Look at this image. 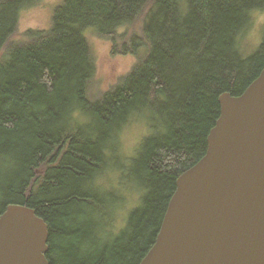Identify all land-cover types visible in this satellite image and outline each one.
Segmentation results:
<instances>
[{
	"label": "trees",
	"instance_id": "obj_1",
	"mask_svg": "<svg viewBox=\"0 0 264 264\" xmlns=\"http://www.w3.org/2000/svg\"><path fill=\"white\" fill-rule=\"evenodd\" d=\"M37 1L0 0V215L33 209L49 264H140L176 180L206 153L219 97L240 96L264 69V37L253 54L241 48L264 0H62L49 29L13 41ZM90 35L136 59L96 97ZM140 122L152 135L125 167L120 134ZM114 169L140 197L117 237L109 224L124 197L99 183Z\"/></svg>",
	"mask_w": 264,
	"mask_h": 264
},
{
	"label": "water",
	"instance_id": "obj_2",
	"mask_svg": "<svg viewBox=\"0 0 264 264\" xmlns=\"http://www.w3.org/2000/svg\"><path fill=\"white\" fill-rule=\"evenodd\" d=\"M220 116L205 155L176 180L140 264H264V69ZM48 226L12 204L0 215V264H49Z\"/></svg>",
	"mask_w": 264,
	"mask_h": 264
},
{
	"label": "rangeland",
	"instance_id": "obj_3",
	"mask_svg": "<svg viewBox=\"0 0 264 264\" xmlns=\"http://www.w3.org/2000/svg\"><path fill=\"white\" fill-rule=\"evenodd\" d=\"M62 0H39L31 6L22 9L19 14V21L16 33L12 36L13 41L20 40L23 33L29 29L47 30L51 25V17L54 9ZM142 25V15L136 18L126 32L139 33ZM89 42L96 62V72L89 88L91 97L99 96L103 91L113 87L119 78L126 74L134 65L136 59L133 55L111 54L110 43L106 39H101L95 35H90ZM264 37V12L254 13L253 24L245 37L242 39L241 48L244 56H248L257 51ZM12 43V42H11ZM142 124V125H140ZM132 124L126 127L120 134V145L117 148L116 156L126 167V159L136 157L143 142L152 135L145 123ZM115 165H117L115 163ZM118 170H109L99 183L104 188H113L124 202L116 213L115 226L109 224V230L117 237L125 227L128 215L140 203V197L133 190V184L125 177L119 175ZM125 180V181H124ZM105 222V218L102 219Z\"/></svg>",
	"mask_w": 264,
	"mask_h": 264
},
{
	"label": "bare ground",
	"instance_id": "obj_4",
	"mask_svg": "<svg viewBox=\"0 0 264 264\" xmlns=\"http://www.w3.org/2000/svg\"><path fill=\"white\" fill-rule=\"evenodd\" d=\"M220 115V114H219ZM209 134V133H208Z\"/></svg>",
	"mask_w": 264,
	"mask_h": 264
}]
</instances>
